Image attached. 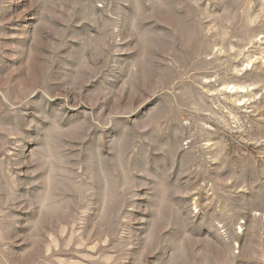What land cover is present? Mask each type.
I'll list each match as a JSON object with an SVG mask.
<instances>
[{"label":"rangeland","instance_id":"rangeland-1","mask_svg":"<svg viewBox=\"0 0 264 264\" xmlns=\"http://www.w3.org/2000/svg\"><path fill=\"white\" fill-rule=\"evenodd\" d=\"M0 264H264V0H0Z\"/></svg>","mask_w":264,"mask_h":264}]
</instances>
